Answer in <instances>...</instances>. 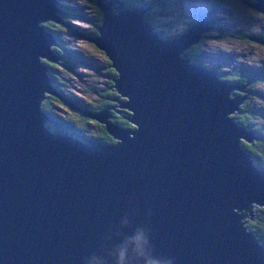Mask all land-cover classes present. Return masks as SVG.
Segmentation results:
<instances>
[{"label": "water", "instance_id": "1", "mask_svg": "<svg viewBox=\"0 0 264 264\" xmlns=\"http://www.w3.org/2000/svg\"><path fill=\"white\" fill-rule=\"evenodd\" d=\"M105 1L92 41L134 126L106 122L114 144L46 126L57 0H0V264H116L138 230L159 264H264L243 223L264 207V170L240 146L258 137L229 116L246 91L231 96L244 86L183 55L213 29L210 13L166 40L144 20L150 7ZM242 1L264 14V0Z\"/></svg>", "mask_w": 264, "mask_h": 264}, {"label": "trees", "instance_id": "2", "mask_svg": "<svg viewBox=\"0 0 264 264\" xmlns=\"http://www.w3.org/2000/svg\"><path fill=\"white\" fill-rule=\"evenodd\" d=\"M85 1H88L95 10V19L93 21H90L92 30L90 36L92 38L97 37L99 34L98 27L103 22V13L97 6V0ZM245 1L250 3L254 2V0ZM57 2L59 9L64 13L62 19L64 20L65 24L53 22L50 20L45 22L44 26L48 29V31H50L51 34L54 35V37H56L58 45H52L51 48L57 55L60 56V60L58 63L47 60H41V62L44 63L46 72L49 77L53 79V86L58 94H45V99L42 102V110L48 115L49 120H54L59 126L51 124L49 120L46 122V126L53 132L62 131L64 133H67L72 138L79 139L83 142L93 141L97 143L114 144L117 141L113 136H111V134H109L107 126L105 124L106 122L118 125L126 129L134 128V126L126 118V116L129 115V111L120 106V104L126 99L120 97L114 86L113 79L117 77V73L110 66L111 62L105 56L106 62L102 66H99L95 69V75L99 76V78L95 79V81L101 83V88L97 87L96 92H91L88 89L87 98H84L83 102H80L77 97L73 96L69 92L67 88L68 82L66 76L68 77V75H74L73 72L75 66L78 63L81 62L86 66H90V64L81 60L75 49L64 46L57 35L59 30H64L65 28L72 29L70 26V21H72L73 19L76 18L84 21L86 19L83 14L76 12L74 8L69 7L66 3H64V1L57 0ZM230 2L233 3V6L237 5L239 10V13L237 14L239 22L238 28H242L244 26L243 32H245V35L264 39V14L253 9L254 13H260V17H256V19H253L249 15V12L245 11L246 9L250 10L249 8L252 7L244 1L217 0L206 7V10L202 11V9H200L197 13L194 14V16L197 15L195 17V19H197V17L200 15L203 16L210 13L213 29L209 32H205L200 42L185 50L183 52V55L196 64L202 65L205 68L215 71L218 76L222 80H226V82L247 85L248 89L245 88L246 99L242 104L239 105L238 109L233 114H231V118L235 123L246 129L253 130L256 133V136L258 137L257 139H254L250 142L241 139L240 146L251 155L254 164L259 169L264 170V128H262L261 122L259 121L261 112L257 108L259 105L256 101L260 99L263 102L264 91L258 88V85L261 84V82L250 83V80L256 74L264 77V62H262V59H254V52H247V55L241 54V56L244 57L243 59L241 58V60H238L239 65L228 69V71H233V74L231 75L227 74L216 66L207 65L202 57V53H204V50L201 43L205 42V40L210 37L212 32L222 31V29L215 28L213 19L214 12L217 11V9L221 7L222 4L227 5ZM121 3L124 4V7H127L129 9L137 7L139 5L150 7V9L145 14L144 20L147 23L151 24L154 29L155 35H157L158 37L159 34V38L161 39L167 40L177 38L184 30H186L193 24V21L195 22L194 17H192L190 23H187L181 31L171 33V26L169 24L164 22H162L161 25L158 23L157 26L155 24L156 17L158 16L157 14L159 12L161 13V0H121ZM72 31L77 33V31L73 29ZM235 33H233L232 30L230 31L231 35H234ZM246 39L248 43H255L257 46H264V44L258 41L243 36H237L235 38V41L242 47L247 48L246 45L241 44V41ZM248 39L250 42L248 41ZM100 53L103 54V52L101 51ZM246 64H248V66H246ZM58 66L61 67V71L58 70ZM48 69L50 70V72H48ZM60 72L63 74H61ZM238 94H240V92H238L237 90H233L231 96H236ZM63 99L72 100L74 102L75 106H73L75 108L71 107L68 103L63 101ZM57 104L63 106L67 110V117H64L62 115V117L53 116L52 113L57 111V109L55 108ZM122 112H125L124 115H121ZM85 113H88L89 115H86ZM252 211L254 212L253 219L249 217L247 219L245 218V222H247V224L245 223V227L264 246V207L254 205L252 207Z\"/></svg>", "mask_w": 264, "mask_h": 264}, {"label": "rangeland", "instance_id": "3", "mask_svg": "<svg viewBox=\"0 0 264 264\" xmlns=\"http://www.w3.org/2000/svg\"><path fill=\"white\" fill-rule=\"evenodd\" d=\"M62 1H64V3H66L69 7L74 8L76 12L83 14L86 19L84 21L75 18L70 21L71 28L77 31V33L72 31V29L65 28L64 30H59L57 35L64 46L75 49L80 59L90 64V66H86L85 64H82L80 62L75 66L73 72L74 75H68V77L66 76L68 82L67 88L69 92L73 96L77 97L80 102H83V99L87 98L88 89L91 92H96L97 87L101 88V83L95 81V79L99 78L98 75H95V69L99 66H102L106 62V58L104 52L97 48V46L92 41V37L90 36L92 32L90 21H93L95 19V10L90 5V3L85 0ZM214 1L217 0H161V13L159 12L157 14L158 16L156 17L155 24L157 26L158 23L160 25L162 22L167 23L171 26V33H176L178 31H181L187 23H190L192 17H194V20L196 21L195 17L197 15L194 16V14L197 13L200 9H202V11L206 10V7H208ZM106 2L107 1H105V3ZM252 9L254 8L252 7ZM245 11L249 12V10L247 9ZM238 13L239 10L237 5L233 6L232 2L227 5L222 4L221 7H219L213 14L215 28L222 29V31L212 32L210 37L207 38L205 42L201 43L204 50V53H202L204 62L207 65L216 66L217 68H220L222 71L231 75L233 74V71H228V69L239 65L238 60H241L240 55H247L246 53L249 49L254 52V59H264V49L242 47L235 41L233 35L230 34L231 30L233 33H235V31L239 27L237 15ZM100 51L103 52V54L100 53ZM58 70L61 71L60 66H58ZM48 72H50L49 69ZM243 86L244 89H248L247 85ZM258 88L264 91V84L258 85ZM242 89L243 88L236 89L238 92H240L237 97L243 98L245 96V92H243ZM63 101L74 103L70 99H63ZM256 101L259 105H257V108L261 112L259 121L261 122L262 128H264V99L263 102L260 99ZM55 108L57 109V111L52 113L54 117L68 116L67 110L63 106L57 104ZM229 116L231 117V113L229 114ZM245 218L247 219L248 216ZM245 218H243V223L247 224V222H245Z\"/></svg>", "mask_w": 264, "mask_h": 264}, {"label": "clouds", "instance_id": "4", "mask_svg": "<svg viewBox=\"0 0 264 264\" xmlns=\"http://www.w3.org/2000/svg\"><path fill=\"white\" fill-rule=\"evenodd\" d=\"M149 241L142 230L136 231L132 237L129 238V242L121 244L116 250V264H139V261H143V264H159V261L150 256L146 246ZM131 246V256L130 249Z\"/></svg>", "mask_w": 264, "mask_h": 264}, {"label": "flooded vegetation", "instance_id": "5", "mask_svg": "<svg viewBox=\"0 0 264 264\" xmlns=\"http://www.w3.org/2000/svg\"><path fill=\"white\" fill-rule=\"evenodd\" d=\"M124 5V4H123ZM250 10H249V15L253 18V19H256V17H260V13L259 14H257V13H254L253 12V9L252 8H249ZM255 11V10H254ZM244 27V26H243ZM243 27L242 28H238L235 32V34L233 35V37H237V36H243V37H247L246 35H245V32H243ZM212 34V33H211ZM235 37V38H236ZM248 41H249V39H248ZM253 41V40H252ZM250 42V41H249ZM241 44H244V45H246L248 48H251V47H254V48H262V49H264V46H257L255 43H248L247 42V39L246 40H242L241 41ZM254 44V45H253ZM248 51V53H251V52H253L251 49H249V50H247ZM241 56V55H240ZM62 57V56H61ZM244 56H241V58H243ZM262 62H264V59H262ZM246 66H248V64H246ZM253 82H261V84H264V77H262V76H260V75H254V77L250 80V83H253ZM260 85V84H259ZM249 93V92H248ZM117 110V109H116ZM124 113L125 112H122V114L121 115H124Z\"/></svg>", "mask_w": 264, "mask_h": 264}]
</instances>
